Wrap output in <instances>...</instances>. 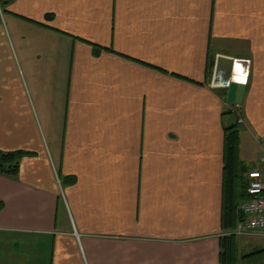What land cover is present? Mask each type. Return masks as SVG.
Here are the masks:
<instances>
[{
  "label": "crops",
  "instance_id": "1",
  "mask_svg": "<svg viewBox=\"0 0 264 264\" xmlns=\"http://www.w3.org/2000/svg\"><path fill=\"white\" fill-rule=\"evenodd\" d=\"M4 6L0 151L29 154L0 175V264H228L225 114L257 166L264 0ZM234 59L248 62L237 109L223 85ZM258 236L236 235L233 264H264Z\"/></svg>",
  "mask_w": 264,
  "mask_h": 264
},
{
  "label": "trees",
  "instance_id": "2",
  "mask_svg": "<svg viewBox=\"0 0 264 264\" xmlns=\"http://www.w3.org/2000/svg\"><path fill=\"white\" fill-rule=\"evenodd\" d=\"M7 1L0 0V4L4 6ZM237 118L224 128V191L221 220L225 234L221 238L220 259L222 262H228V264H233L232 260L234 261V256L237 254V246L234 241L236 235L230 234L229 231L234 229L237 222L242 219V216L236 212V208L239 202L247 198V183L244 174L254 168L240 159L241 124ZM27 154L29 153L23 150L0 151V175L16 177L19 171V160Z\"/></svg>",
  "mask_w": 264,
  "mask_h": 264
},
{
  "label": "built area",
  "instance_id": "3",
  "mask_svg": "<svg viewBox=\"0 0 264 264\" xmlns=\"http://www.w3.org/2000/svg\"><path fill=\"white\" fill-rule=\"evenodd\" d=\"M247 198L236 208L242 219L233 231L237 235L264 236V148L257 159V168L245 173Z\"/></svg>",
  "mask_w": 264,
  "mask_h": 264
},
{
  "label": "water",
  "instance_id": "4",
  "mask_svg": "<svg viewBox=\"0 0 264 264\" xmlns=\"http://www.w3.org/2000/svg\"><path fill=\"white\" fill-rule=\"evenodd\" d=\"M247 74L248 62L245 60L234 59L229 79L226 82H223V85L227 88L225 99L228 103H241Z\"/></svg>",
  "mask_w": 264,
  "mask_h": 264
},
{
  "label": "rangeland",
  "instance_id": "5",
  "mask_svg": "<svg viewBox=\"0 0 264 264\" xmlns=\"http://www.w3.org/2000/svg\"><path fill=\"white\" fill-rule=\"evenodd\" d=\"M0 6H1V8H0V15H6V13H5V6H3L2 4H0ZM44 68V67H43ZM43 68H41V69H43ZM41 71V70H40ZM40 71L38 72V74H40ZM228 75H229V72H226V77H225V81L227 80V78H228ZM22 80L23 81H25V79L22 77ZM27 80V84H26V93H30L31 95H32V97H33V99H34V95H35V92H34V90L31 88V84H30V81L28 80V79H26ZM224 80V79H223ZM35 107H34V110L36 111V112H34L35 113V115L36 116H38L37 117V120L38 119H40V121H41V125H42V128H43V130H45V134H46V128H45V126H44V122H43V119H42V116L40 115V111H39V108H38V106H36V105H34ZM237 109V108H236ZM238 115L235 113V114H231V113H226L225 114V122L226 123H228V121H229V119H233V121H234V119H236V117H237ZM241 131H242V129H241ZM242 133V135H243V132H241ZM47 136V135H46ZM244 135L242 136V143H241V145H242V148H241V154H242V156L244 157V153H245V151L243 150V146H244V144H245V140H244ZM51 143L52 142H50L49 141V145L51 146ZM56 144H58V143H56ZM53 147H54V145H53ZM250 165V164H249ZM259 237V240L261 241V242H264V236H258ZM264 246V245H263ZM260 256H262V255H260ZM261 259H263L262 257H261ZM239 264H249V263H247V262H245L244 260H240V262H239Z\"/></svg>",
  "mask_w": 264,
  "mask_h": 264
}]
</instances>
